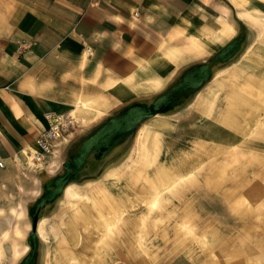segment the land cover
<instances>
[{
  "label": "rangeland",
  "instance_id": "obj_1",
  "mask_svg": "<svg viewBox=\"0 0 264 264\" xmlns=\"http://www.w3.org/2000/svg\"><path fill=\"white\" fill-rule=\"evenodd\" d=\"M234 4V33L221 49L181 66L161 91L89 135L81 131L88 121L71 115L64 137L77 136L73 147L63 137L45 162L0 172V230L17 220L12 208L23 204L26 214L20 257L12 238L0 237V264H264V62L252 49L264 48V0ZM206 97L212 105L202 109ZM146 127L153 132L141 139ZM49 160L57 161L51 172ZM162 172L176 182L152 209L168 179ZM71 183L84 201L67 198ZM106 221L115 222L108 238Z\"/></svg>",
  "mask_w": 264,
  "mask_h": 264
},
{
  "label": "crops",
  "instance_id": "obj_2",
  "mask_svg": "<svg viewBox=\"0 0 264 264\" xmlns=\"http://www.w3.org/2000/svg\"><path fill=\"white\" fill-rule=\"evenodd\" d=\"M235 1L0 0V172L36 148L47 114L76 112L89 135L161 91L181 66L221 49L234 33ZM252 49L264 62V48ZM64 138L69 148L77 136Z\"/></svg>",
  "mask_w": 264,
  "mask_h": 264
},
{
  "label": "bare ground",
  "instance_id": "obj_3",
  "mask_svg": "<svg viewBox=\"0 0 264 264\" xmlns=\"http://www.w3.org/2000/svg\"><path fill=\"white\" fill-rule=\"evenodd\" d=\"M244 98V101L246 100V98L245 97H243ZM255 100V99H254ZM260 100V99H259ZM259 102V101H258ZM242 104H243V102H241ZM241 103H239V104H235V105H237L236 107H234V112L236 113V114H238L239 112H240V109H242V104ZM257 103V102H256ZM255 103V104H256ZM250 104H252V103H250ZM254 105V104H253ZM252 105V106H253ZM258 106V108H259V106L260 105H257ZM254 107V106H253ZM244 113V112H243ZM73 114H77L76 112L75 113H73ZM256 114V113H255ZM240 115V114H239ZM251 115V116H250ZM249 115V118H248V120L250 121V122H257L258 121V115H254L253 116V114H250ZM158 123H160L159 125H161V124H163V122H158ZM157 123V124H158ZM226 125H228V126H231V125H229L227 122L225 123ZM213 125V124H212ZM147 126V125H146ZM149 126V125H148ZM237 126V125H236ZM233 127V126H232ZM231 128V127H230ZM215 129H216V127H215ZM227 129V128H226ZM237 129H238V127H237ZM209 130V129H208ZM218 130H219V128H218ZM144 132L145 133H143V134H145V136L143 137V135H141L140 136V134H139V136L141 137V139L142 138H145L146 139V136H147V138L150 136V133L151 132H153L152 131V129L150 128V127H146V128H144ZM216 134V133H215ZM218 135V134H217ZM216 135V136H217ZM213 136H214V134H213ZM219 136V135H218ZM136 138V137H135ZM139 138V137H138ZM135 141V140H134ZM150 147H152L151 145H150ZM150 153H151V149L149 148V147H145V144H144V146H143V159H144V161L146 162V163H148V162H150L151 160H152V157H151V155H150ZM153 156V155H152ZM52 160V159H51ZM49 161V163L48 164H46L45 165V168H46V170H48L49 172H51V171H53L55 168H56V165H57V161ZM106 167V166H105ZM104 167V168H105ZM144 170V169H143ZM105 171V170H104ZM103 171V172H104ZM105 173V172H104ZM101 174V173H100ZM105 175V174H104ZM162 176H166L167 178H168V175H166V173H164V172H162L161 173V177ZM116 177V176H115ZM94 179V178H93ZM169 179V180H168ZM167 179V181L168 182H171L172 181V183H168L167 181H163L162 183H161V181L162 180H160V184L158 185V187L155 189L156 191H155V193H154V197H153V199L151 200V208L152 209H155V208H157L159 205H158V203H159V199H160V197H161V195H162V191L164 190V189H170V187L176 182V180H173L172 178H168ZM89 180V179H88ZM86 181H87V179H86ZM74 183H76L75 181H73ZM88 182V181H87ZM78 183V182H77ZM86 184V183H85ZM84 185V184H83ZM164 187V188H163ZM65 192H66V195H67V198H70V200H73L75 203L77 202L76 200H78V201H84V200H82V199H84L83 198V196L81 195V193L82 192H80L79 191V189L77 188V186H75V184H70V185H68L66 188H65ZM85 200L86 201H89L90 199L89 198H85ZM59 201V200H58ZM71 202V205L72 206H75L76 204L74 203V202ZM22 206V209L21 210H16L15 208H12V213L13 214H15L14 216H16V221L13 223L11 220H10V217H8V219L5 221V223L3 224V226H5V227H3L1 230H0V237H3V238H12V241H13V245H12V247H13V251H14V254H13V257H14V259H18L19 257H20V254H21V252H20V249L18 248V240H21V239H26V230H25V225H24V222H23V220H24V218H25V208H24V206H23V204L21 205ZM85 208H87V206L86 205H83ZM83 207V208H84ZM85 214V213H84ZM102 219V218H101ZM116 219V221L118 220V217L117 218H115ZM40 223V222H39ZM40 225V224H39ZM114 225H115V222H112V221H106V222H104L102 225H101V227H102V229H103V232H104V237L105 238H108L109 237V235L113 232V230H114ZM26 229H28V227H26ZM40 230H41V232H42V230H43V227H42V223H41V227H40ZM44 236V235H43ZM31 247H30V245L29 244H26V246H25V249H24V252H28L29 251V249H30ZM44 253V252H43ZM42 258V257H41ZM64 258V257H63ZM1 259H2V251L0 250V261H1ZM65 260V259H64Z\"/></svg>",
  "mask_w": 264,
  "mask_h": 264
},
{
  "label": "built area",
  "instance_id": "obj_4",
  "mask_svg": "<svg viewBox=\"0 0 264 264\" xmlns=\"http://www.w3.org/2000/svg\"><path fill=\"white\" fill-rule=\"evenodd\" d=\"M46 117L49 121V128L39 136L36 148H24L21 154L11 158L14 164L31 165L45 162L50 155L54 154L56 146L66 132L75 125V120L71 114L54 115L49 113ZM6 167V159H0V170Z\"/></svg>",
  "mask_w": 264,
  "mask_h": 264
}]
</instances>
